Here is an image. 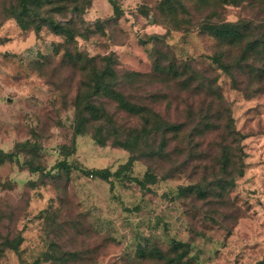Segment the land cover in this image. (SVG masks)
Segmentation results:
<instances>
[{"label": "rangeland", "instance_id": "374dc122", "mask_svg": "<svg viewBox=\"0 0 264 264\" xmlns=\"http://www.w3.org/2000/svg\"><path fill=\"white\" fill-rule=\"evenodd\" d=\"M42 2L45 7L33 6L40 17L26 15L23 29L12 17L21 0H0V248L7 238H24L18 250H0V264L264 261V61L262 55L249 59V53L243 59L245 41L228 46L201 29L203 22L249 23L248 40L259 41L261 51L264 0ZM46 12L68 31L51 28ZM222 50L232 73L211 59ZM78 52L121 73H150L159 52L189 61L207 84L194 98L178 86L148 81L138 90L128 85L126 92L140 102L152 92L165 94L158 109L165 119L204 129L206 121L216 125L196 137L195 151L208 156L185 163L191 148L185 142L180 155L164 160L133 154L90 114L76 134V94L83 81L94 84L92 74L84 78L69 62L68 54ZM208 80L216 81L222 100L212 96ZM104 102L122 130H140L137 119L119 112L109 98ZM229 116L246 136L243 174L233 187L215 186L208 198L181 194V186L204 187L222 176L213 159L222 154ZM150 142L158 147L161 136ZM166 148L174 150L171 143ZM104 169L111 171L108 180L94 171ZM148 171L154 175L147 177Z\"/></svg>", "mask_w": 264, "mask_h": 264}, {"label": "trees", "instance_id": "16d2710c", "mask_svg": "<svg viewBox=\"0 0 264 264\" xmlns=\"http://www.w3.org/2000/svg\"><path fill=\"white\" fill-rule=\"evenodd\" d=\"M171 3L172 1H168ZM45 7L46 4L42 0H21V4L13 7L12 17H14L21 28L26 29L27 23L25 20L26 15H33L40 17L34 12L33 6ZM118 13L119 8H114ZM33 11V12H31ZM32 13V14H31ZM45 21H47L51 28L57 30L59 33L65 34L66 30L64 24L57 22L49 12L44 15ZM39 28V26H38ZM250 27L249 23H240L232 21L223 22H203L201 29L206 31L214 39L218 40L221 44L228 46L238 45L242 42H246L242 53L243 59L247 53L253 54L249 59L256 58L257 55H262L264 61V40H262L261 51L258 50L257 40H248L250 33L247 30ZM156 39H160L161 36L156 35ZM259 40V39H258ZM161 58L155 60L153 70L150 73H142L137 71H125L119 72L109 64L98 65L97 62L88 55L82 53L68 54L69 62L77 65L82 71L84 78L91 77L93 75L94 84L92 85L88 81H83L78 93L76 94L74 103L76 105V129L75 133H81L88 121V114L93 119L101 121V127L105 125L108 130H112L115 137V142L127 149L133 154L141 153L142 156L147 158H156L164 160L166 157L172 158V154L180 155L177 152L181 143H188L191 148L189 156H185L184 161L188 163L196 156H201L202 159L207 157L206 152L195 151V147L199 146V142L196 141V137L201 135L205 136L207 131L215 130L218 127L211 122L206 121L205 129L199 126L198 123L193 124L192 121H173L171 119H165L162 113L158 110L165 103L166 95L159 92H152L149 94L148 102H140L132 98L126 92L128 85H132V88L138 90L142 83L148 81L149 83H165L167 86H178L181 92H185L187 96L195 97V93L198 92L204 84L198 78L199 73L194 72L193 66L189 61H178L175 57L168 55H162ZM227 53L222 50L215 53L212 56V61L215 62L221 69L227 73H232L233 67L225 60ZM246 60V59H245ZM248 60V59H247ZM82 62H87L92 65V68L88 70V67ZM93 63V64H92ZM260 75L264 78V68H262ZM264 83V80L262 81ZM236 83V80H235ZM141 84V85H140ZM137 86V87H136ZM208 88L211 91L212 96L215 95L219 100L223 99V95L218 90L215 80H208ZM104 98H109L115 103L119 112H124L129 116L137 119L141 128L138 130L134 128L133 132L125 131L116 124L114 120L115 113H111L104 102ZM203 102V101H202ZM192 105H190L188 113H192ZM209 111V110H207ZM210 112V111H209ZM230 123V124H229ZM227 128L223 136L222 154L215 156L214 161L217 164H221L222 176L219 174L215 176L214 181L206 184L204 187L198 183L189 184L187 186H181L179 192L183 195L192 194L196 192L202 198H208L215 186L221 185L222 189L233 187L235 185V178L238 175L243 174V162L241 142L246 137L239 130L233 127V118L228 117ZM202 127V128H201ZM188 129V131H187ZM161 136V142L158 147L154 146L150 141L156 136ZM195 141L197 144H194ZM142 143V147L139 144ZM173 144V151L168 150L166 147ZM134 160V155L130 157L129 162ZM62 165H67L66 162H60ZM97 175L104 179H109L111 171L108 169L94 170ZM154 174L151 171L146 173V176L152 177ZM112 187V186H111ZM24 238L21 234L17 235L14 239L4 242L2 248H10L18 250L22 244ZM183 245L181 242L175 243ZM180 256H183V252ZM180 258H175V264H179ZM257 264H264V261H260Z\"/></svg>", "mask_w": 264, "mask_h": 264}]
</instances>
